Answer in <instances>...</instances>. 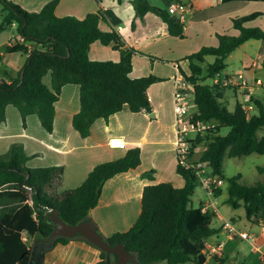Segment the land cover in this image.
<instances>
[{"label":"trees","instance_id":"16d2710c","mask_svg":"<svg viewBox=\"0 0 264 264\" xmlns=\"http://www.w3.org/2000/svg\"><path fill=\"white\" fill-rule=\"evenodd\" d=\"M57 2L51 0L38 12H29L10 0H0V32L16 26L10 44L3 51L26 55L22 78L21 71L14 78L0 77V122L5 119L6 107L12 105L18 110L23 127L26 117L36 114L42 127L51 132L54 104L66 84H75L79 89V110L71 122L81 137L89 135L95 120H107L124 107L131 112H149L147 88L158 78L130 77L129 51H122L119 61L88 57L89 46L94 41L104 45L112 43L114 48L119 45V36L113 29L103 31L99 27V22L105 19L103 12L88 13L83 18L57 16ZM132 3L137 16L153 12L167 23L170 35L183 36L184 24L176 15L152 7L146 0H132ZM259 15L260 12H254L234 18L237 35L219 34L218 45L202 46L188 55L187 71L181 69V73L193 86L196 113L192 120L216 125L195 134L187 167L177 163L176 171L184 180L183 186L175 187L168 182L145 185L141 191L140 213L133 225L124 232L108 237L102 235L109 245L121 243L133 253L134 264L160 261L203 264L206 257L201 253V242L216 232L210 226L215 214L202 212L201 204L197 207L192 204L191 196L198 182L192 166L208 164L213 175L222 177L224 157L264 154L263 104L251 98L257 107L256 113L246 112L239 102L228 110L223 97L224 91L231 87L205 83L224 70L225 59L240 44L249 39L264 42L263 29L244 25ZM206 56H213L214 60L208 63ZM48 73L50 86L43 82ZM222 127H228L224 135L219 134ZM201 144L204 147L194 159ZM29 158L19 144L0 155V264H28L31 246L27 240H22L21 233L25 231L27 239L39 232L48 235L53 229V224L47 221L50 209H59L67 224L89 219L88 212L98 203L105 181L136 168L140 164V150L138 147L128 149L122 158L94 166L79 186L63 191H58L63 173L61 166L28 167ZM258 171L264 175V166L258 167ZM239 179V175L227 179L226 202L233 208L242 202L248 220L252 217L264 220V177L252 185H244ZM27 187H31V191ZM221 192L218 188L215 196ZM76 237L93 245L84 236ZM70 239L59 236L52 247L66 244ZM115 258L112 253V263ZM222 263L220 257L211 258L210 264ZM95 264H106L105 251L100 250Z\"/></svg>","mask_w":264,"mask_h":264},{"label":"crops","instance_id":"0c3cea01","mask_svg":"<svg viewBox=\"0 0 264 264\" xmlns=\"http://www.w3.org/2000/svg\"><path fill=\"white\" fill-rule=\"evenodd\" d=\"M10 1L29 12H38L51 0ZM146 1L168 15H171L167 11L170 4H182L186 8L183 36L170 35L167 23L153 12H146L142 17L137 16L132 0H58L55 14L83 18L88 13L99 10L103 12L105 19L99 22V27L103 31L113 29L119 36V45L114 48L112 43L104 45L94 41L89 46L88 57L91 60L119 61L121 52L129 51L130 77L158 78V81L147 88L149 112H131L124 107L110 115L107 120H95L90 126L89 135L81 137L71 122L72 116L79 110V89L75 84H66L62 86L54 104L51 132L42 127L36 114L28 115L23 127L19 112L12 105L6 107L5 119L0 122V155L5 154L12 145L19 144L30 157L26 166H61L63 173L58 191L79 186L94 166L120 159L128 149L139 148L140 164L105 181L98 203L88 212L91 223L105 237L124 232L133 225L140 213L141 191L145 185L168 182L175 187L183 186L184 180L176 171L177 160L174 154L173 78L181 69L187 71L188 55L202 46L218 45L219 34L237 35L238 30L233 26L234 18L260 12L259 16L246 21L244 25L264 30V0ZM15 27H10V35L0 34V63L7 65L6 68H0V77H16L26 61L24 54L3 51L15 34ZM205 59L211 63L214 57L206 56ZM263 62L264 42L258 39L243 42L227 56L226 67L212 78V83L216 79L222 85L223 76L226 74L241 73L252 87L250 93L244 88L226 89L223 101L227 106L230 97L234 98V105L236 102L242 106L250 103V113L257 112L251 98L257 99L264 106ZM256 79L260 83H256ZM43 82L50 86L49 73L43 77ZM115 137L125 142L124 147L109 145V140ZM224 218L226 217L219 214L212 220L210 226L216 232L202 240V246L204 241L209 245L222 241L224 247L220 258L223 263L230 261L231 264H259V256L264 254L263 218L252 217L249 220L254 222V230L249 232L254 236V241H247L245 250L241 251L237 248L243 239L226 237L221 227ZM216 219L218 223L215 225ZM237 228L246 231L241 227ZM21 236L22 240L23 237L27 238L25 231ZM27 241L31 246L29 239ZM99 257L98 248L83 238L76 237L66 244H56L46 250L42 264H95ZM212 257L209 255L203 264H210ZM155 264L167 262L160 261Z\"/></svg>","mask_w":264,"mask_h":264},{"label":"built area","instance_id":"2783aa9c","mask_svg":"<svg viewBox=\"0 0 264 264\" xmlns=\"http://www.w3.org/2000/svg\"><path fill=\"white\" fill-rule=\"evenodd\" d=\"M169 14L176 15L180 22L185 21L186 8L179 3H173L168 6ZM219 75V74H217ZM214 83H219V80H214ZM256 83H260L259 79H256ZM173 112H174V148L176 154L177 163L183 167H187L188 156L191 151V140L194 135L190 133H199L210 128H213L216 124L214 122H203L200 120L193 121V115L196 113V107L194 104L193 86L187 82L181 72H177L173 78ZM223 86H229L231 88H244L246 92L250 93L252 87L248 85L245 78L241 73L226 74L222 79ZM195 107L194 110H191ZM242 108L250 113L252 105L242 106ZM111 147H124L125 142L120 138H111L109 140ZM208 164L197 163L192 168L194 169L195 176L197 177L201 187L205 190V194L208 196L207 201L201 204V211H211L218 217L220 212L217 203L212 199L215 195V191L221 188L225 183L224 178L218 175H213L210 170L206 171ZM28 191H31V187H27ZM31 201L29 200V203ZM222 229L226 233V237L229 239L240 238L250 243L254 241V236L246 231L239 230L231 220L222 219ZM26 241L27 238L23 237ZM224 242L217 241L212 245H209L207 241L203 242V248L201 253L208 258L209 255L220 257L223 252ZM259 264H264V254L259 256Z\"/></svg>","mask_w":264,"mask_h":264},{"label":"rangeland","instance_id":"374dc122","mask_svg":"<svg viewBox=\"0 0 264 264\" xmlns=\"http://www.w3.org/2000/svg\"><path fill=\"white\" fill-rule=\"evenodd\" d=\"M12 33V30L9 28L3 32H0L1 35L7 36ZM0 35V37H1ZM212 58V57H211ZM6 63H0V68H6ZM212 79L205 80V83H212ZM234 105V98L230 97L228 98V110H231ZM195 107H193L191 110H194ZM228 131V127H222L219 130L220 135L226 134ZM194 135V133L189 134ZM204 145H199L195 151L194 159H196L200 152L202 151ZM175 154V153H174ZM264 166V154H257L252 153L249 155L241 156V157H224L222 162V177L224 178L225 183L222 185V192L220 195L215 196L212 198L219 208L220 214H222L224 219L232 220L234 225L237 227H241L244 230H246L247 233L251 232V230H254V222L249 221L244 212L243 204L242 202L237 208H233L230 204L226 202L227 199V179H231L237 175L240 176L239 182L244 185H252L259 181H261L264 177L263 174H260L258 171V167ZM210 170L209 167L206 166V171ZM208 196L205 194V190L201 187L199 181L196 183V187L194 189V193L191 196L192 204L194 207L199 206L200 203H204L207 201ZM214 221V220H213ZM218 223V220L216 219L215 225ZM33 238L29 239V243L32 245ZM247 241L242 240V244L238 246V250H245L244 247L247 245ZM203 246L201 247V249ZM262 251L264 252V246L262 248ZM223 264H231L230 261H226Z\"/></svg>","mask_w":264,"mask_h":264},{"label":"water","instance_id":"95a60500","mask_svg":"<svg viewBox=\"0 0 264 264\" xmlns=\"http://www.w3.org/2000/svg\"><path fill=\"white\" fill-rule=\"evenodd\" d=\"M23 70L20 77L22 78ZM152 116V113L150 114ZM47 221L53 224V229L48 235L36 233L33 237L28 264H42L44 252L50 249L59 236L75 238L84 236L93 245L106 252V264H127L135 261V255L129 253L121 243L111 246L107 243L102 234L95 228L89 219H84L78 224H67L62 213L57 208H52L47 214ZM115 254V260L111 262V254Z\"/></svg>","mask_w":264,"mask_h":264},{"label":"flooded vegetation","instance_id":"af4514ba","mask_svg":"<svg viewBox=\"0 0 264 264\" xmlns=\"http://www.w3.org/2000/svg\"><path fill=\"white\" fill-rule=\"evenodd\" d=\"M127 264H133V263H127Z\"/></svg>","mask_w":264,"mask_h":264}]
</instances>
